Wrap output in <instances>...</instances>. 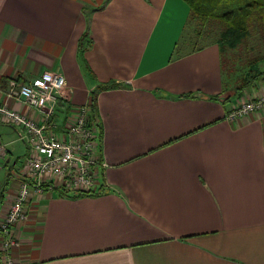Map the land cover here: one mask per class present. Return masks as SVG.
I'll return each mask as SVG.
<instances>
[{"label": "crops", "instance_id": "0c3cea01", "mask_svg": "<svg viewBox=\"0 0 264 264\" xmlns=\"http://www.w3.org/2000/svg\"><path fill=\"white\" fill-rule=\"evenodd\" d=\"M190 12L185 0H0V107L42 124L6 92L57 71L67 85L49 134L75 141L84 107L98 135L97 191L43 174L54 188L31 191L0 264H264V105L228 118L264 87L230 94L216 43L178 51ZM19 135L0 111V225L31 174Z\"/></svg>", "mask_w": 264, "mask_h": 264}, {"label": "built area", "instance_id": "2783aa9c", "mask_svg": "<svg viewBox=\"0 0 264 264\" xmlns=\"http://www.w3.org/2000/svg\"><path fill=\"white\" fill-rule=\"evenodd\" d=\"M66 85L65 76L57 71H46L20 86L15 80L10 81L6 92L7 98L35 108L43 116L42 124L16 111L0 107V111L6 115L10 123L19 129L20 139L27 144L26 163L31 169V174L20 186L10 212L0 225V249L5 253V257L16 244L12 229L26 218V204L31 191L42 194L54 188L52 181L41 179L43 174L52 173L61 177L62 184L68 191H89L91 187L96 186L98 135L96 128L87 122L86 109L82 108V116L69 128L70 134L76 137L75 141H63L49 134L53 117L61 99L65 97ZM263 105L264 96L247 100L234 106L228 118L233 120L243 117L261 109ZM1 148L0 145V150ZM6 264L13 263L7 260Z\"/></svg>", "mask_w": 264, "mask_h": 264}, {"label": "trees", "instance_id": "16d2710c", "mask_svg": "<svg viewBox=\"0 0 264 264\" xmlns=\"http://www.w3.org/2000/svg\"><path fill=\"white\" fill-rule=\"evenodd\" d=\"M185 1L189 4L191 9L189 22L197 20L194 22L196 26L194 35L198 37L204 34V31H198V23L201 24V27L207 24L210 28L207 34H205L207 36L206 43L200 47L196 46L192 49L193 51L201 50L207 45L216 43L219 45L220 53L222 54L223 50L227 48L234 50L238 48V46L246 43L255 32L264 36V0ZM227 1L232 4L229 8L227 6ZM223 5H226L225 7L227 8L222 10L221 8ZM210 26H212V28L214 27V31H212ZM211 32H214L213 37L210 36ZM252 50L254 51V49ZM262 63H264V54L252 58L247 65L248 72L236 79L237 81L234 82L235 85L232 89L233 92L230 94L245 93L251 90L260 78L264 81V71L261 72L258 70V66ZM114 86L116 85L112 84L107 87ZM225 88L231 91L228 80L225 82Z\"/></svg>", "mask_w": 264, "mask_h": 264}, {"label": "rangeland", "instance_id": "374dc122", "mask_svg": "<svg viewBox=\"0 0 264 264\" xmlns=\"http://www.w3.org/2000/svg\"><path fill=\"white\" fill-rule=\"evenodd\" d=\"M231 5L232 4L227 1L228 8L231 7ZM225 6L226 5H223L221 9L223 10L227 8ZM196 21H190L189 24L187 25L183 39L181 40V43L179 45L178 51H181L183 53L184 50L188 51L189 49L191 50L195 48L196 46L200 47L204 43H206L207 36L205 34H207V31L210 30V28L209 26H207V24L201 27V24L198 23V31L199 30L204 31V34L199 35L197 37L196 35H194L195 27H196L194 22ZM210 27L212 31H214L213 30L214 27L213 28L212 26ZM210 34H211L210 36L213 37L214 32H211ZM247 42H246L247 44L244 43L245 45L242 44L241 46H238V48L234 50L227 48L223 50L222 54L220 53V62L222 59L221 67L223 68V80L224 82L228 80L229 88L231 89V92H233L232 89L234 88V85H235L234 82L237 81L236 79L243 76L245 73L248 72L247 65L250 62V60L261 54H264V47H263L264 36L262 34H258L257 32L253 33V35L248 39ZM252 49H254V51ZM258 70L261 72L264 71V63L258 66ZM262 80L263 79L260 78L259 81L255 84V87L259 85L264 87V81ZM242 94L243 93H241L240 96ZM234 99L235 98L233 97L232 100ZM95 191H97V189L91 187L89 191L88 190H78L75 194L80 195L83 193H90V192H95Z\"/></svg>", "mask_w": 264, "mask_h": 264}]
</instances>
